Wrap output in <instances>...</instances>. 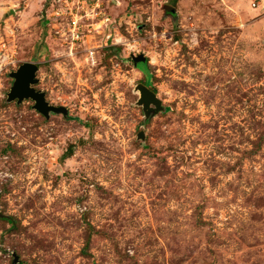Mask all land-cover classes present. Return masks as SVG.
I'll return each mask as SVG.
<instances>
[{
  "label": "rangeland",
  "instance_id": "374dc122",
  "mask_svg": "<svg viewBox=\"0 0 264 264\" xmlns=\"http://www.w3.org/2000/svg\"><path fill=\"white\" fill-rule=\"evenodd\" d=\"M100 2L0 0V264H264V0Z\"/></svg>",
  "mask_w": 264,
  "mask_h": 264
},
{
  "label": "water",
  "instance_id": "95a60500",
  "mask_svg": "<svg viewBox=\"0 0 264 264\" xmlns=\"http://www.w3.org/2000/svg\"><path fill=\"white\" fill-rule=\"evenodd\" d=\"M132 60L135 65L146 62V58L143 56H139L137 58L133 57ZM37 72L38 67L29 63L22 65L19 70L12 75L15 81L8 97L9 102L18 101V104H20L24 100L30 99L35 102V110L45 117H48L50 113L66 114V110L63 108L49 106L46 102L45 94L38 92L33 88L38 84V80L36 79ZM138 91L141 95L140 104L144 106L146 111H150L151 105H155L157 107V111L161 109L160 102L154 93L142 85L138 86ZM13 257V264H17V257L15 255Z\"/></svg>",
  "mask_w": 264,
  "mask_h": 264
},
{
  "label": "built area",
  "instance_id": "2783aa9c",
  "mask_svg": "<svg viewBox=\"0 0 264 264\" xmlns=\"http://www.w3.org/2000/svg\"><path fill=\"white\" fill-rule=\"evenodd\" d=\"M91 5L90 10L85 11V7L79 8L80 0H55L56 11L53 13L57 18H64L67 20V33L61 31V36L65 35L70 47L75 49V45H79L86 38L85 33L88 28L92 30H99L103 26H109L112 24L110 17L103 11L100 0ZM86 6V5H85ZM91 21V24L88 23ZM110 38V37H109ZM93 53H91V56Z\"/></svg>",
  "mask_w": 264,
  "mask_h": 264
},
{
  "label": "trees",
  "instance_id": "16d2710c",
  "mask_svg": "<svg viewBox=\"0 0 264 264\" xmlns=\"http://www.w3.org/2000/svg\"><path fill=\"white\" fill-rule=\"evenodd\" d=\"M142 66V65H141ZM144 70V69H143ZM70 153H71V151H70Z\"/></svg>",
  "mask_w": 264,
  "mask_h": 264
}]
</instances>
